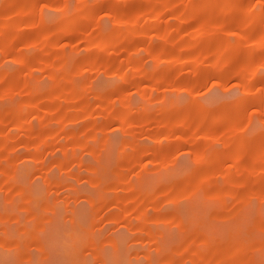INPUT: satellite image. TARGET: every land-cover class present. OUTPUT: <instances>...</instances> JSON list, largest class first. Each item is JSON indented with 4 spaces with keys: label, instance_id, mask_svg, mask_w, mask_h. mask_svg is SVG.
I'll list each match as a JSON object with an SVG mask.
<instances>
[{
    "label": "rangeland",
    "instance_id": "1",
    "mask_svg": "<svg viewBox=\"0 0 264 264\" xmlns=\"http://www.w3.org/2000/svg\"><path fill=\"white\" fill-rule=\"evenodd\" d=\"M0 264H264V0H0Z\"/></svg>",
    "mask_w": 264,
    "mask_h": 264
}]
</instances>
